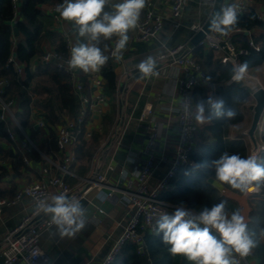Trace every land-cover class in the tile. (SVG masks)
Segmentation results:
<instances>
[{
  "label": "built area",
  "instance_id": "2783aa9c",
  "mask_svg": "<svg viewBox=\"0 0 264 264\" xmlns=\"http://www.w3.org/2000/svg\"><path fill=\"white\" fill-rule=\"evenodd\" d=\"M191 1L148 0L138 27L133 30L136 43L156 47L157 52L153 57L157 64L175 67L180 71V76L175 80L179 101L177 103L170 102L169 105L160 109L164 118L154 116L150 105L143 107L138 120L143 125L145 142L139 152L140 159L136 162L137 167L128 178L122 179L112 186H107V180L108 173L113 171V166L109 162L102 169L104 164H101V159H106L111 150L117 149L122 144V134L125 128V118L122 117L123 105L121 113L117 112L118 117L107 138L100 140L99 149L91 160V167L87 176L80 179L72 167L77 165L74 152L75 137L80 132L87 112L90 113V118L85 125L84 135L86 139H89L93 131L101 132V119L107 110L108 99L101 91L102 81L99 72L90 74L88 81L94 92L87 96L82 92V85L76 73L67 70L66 61L70 56V48L74 44L69 31L63 30L61 33L68 51L66 57L58 54L49 43L45 42L42 45L41 61L43 63H52L57 68L72 72V85L79 103V112L75 119H65L62 124L53 128L56 160L38 151L33 141L17 122L15 114L18 112V100L9 102L3 100L2 95L5 92L7 82L0 79V110L2 112L0 120L7 122L5 132L9 141L18 146L25 167H31L33 151L37 152L44 160L39 169L40 178L38 180L22 185L12 197H0V222H2L5 210L16 207L25 199L30 202V209L14 225L4 227L2 223L4 227V231L0 235L2 264H54L42 250L40 242L43 236L52 233L55 225L51 222L50 216L38 210V205L44 201L50 203L53 195L66 193L81 201L87 199V194L95 188L97 189L96 196L101 202H116L125 210L122 232L115 239L106 256L101 260H96L91 256L82 264H111L126 242L140 248L144 232H155L156 220L162 213L168 212L167 208H173L162 200L161 195L180 169L187 164L190 154L197 148L199 127L195 122L192 95L194 88H209V83L205 73L194 60L192 50L187 47L186 43L175 45L168 43L164 36L165 18L159 12L158 7L168 9L172 33L184 29L193 35L201 29L212 7L213 0H196L194 21L187 25L184 22V12ZM231 2L238 6V14L242 13L246 7L252 6L249 0H231ZM12 3L14 10H17V0H12ZM55 9L51 7V19L55 24L61 25L63 20L59 19V14ZM230 37L231 33L228 36H221L212 31L199 42L198 46L211 51L222 64H229L233 69L234 66L242 64L238 55L245 54V52L236 51L230 42ZM115 39L114 37L108 55L117 64L121 63L122 59L117 61L111 57V49L114 47ZM14 67L17 73L23 74L21 66L15 64ZM244 78H249L247 72ZM117 93H120L119 87H117ZM95 118L98 119L96 124L93 122ZM164 124L175 131V136L170 143L162 140L161 131ZM34 125L37 129L47 133L48 137V124L43 118H36ZM261 151H264L263 144L256 147L252 154L257 155L258 158ZM160 164L164 167L162 176L151 186L148 181ZM67 178L76 179L80 184L71 186L67 182ZM105 188L107 192H103ZM116 193L119 194L118 197L115 196ZM88 207L92 210L89 215V222L94 226L103 224L107 217L105 208L94 203L92 199H88ZM249 257L250 255L245 258H236L240 259V264H251Z\"/></svg>",
  "mask_w": 264,
  "mask_h": 264
},
{
  "label": "trees",
  "instance_id": "16d2710c",
  "mask_svg": "<svg viewBox=\"0 0 264 264\" xmlns=\"http://www.w3.org/2000/svg\"><path fill=\"white\" fill-rule=\"evenodd\" d=\"M249 1L253 7H246L238 14L239 23L230 37L234 49L245 52L238 56L242 63H247V72L264 64V0ZM60 3L62 0H17V10H14L12 0H0V79L7 82L2 98L6 102L18 100L15 119L24 130L28 128L31 131V139L34 140L35 136L33 129L35 119L41 117L45 120L48 124V137L37 144L40 152L55 160L57 157L54 155L56 145L53 128L62 124L65 119H75L79 112L78 98L72 85V72H66L52 63L41 61L42 45L45 42L49 43L58 54L64 57L68 55L64 38L54 30L51 16L39 8L42 5L56 8ZM67 23L74 44L78 39L86 42L78 37L74 25L71 22ZM244 31L249 35H243ZM112 41H101L100 47L104 48L107 45L106 55L109 53ZM143 44L137 43L136 46L142 49ZM153 48L156 53V47ZM191 53L209 83V88L196 87L193 90L194 117H196V104L202 99L206 100L208 96L223 99L225 108L235 110L238 115L235 119L214 117L211 120L206 119L200 127L197 125L199 127L197 148L190 154L187 164L169 183L161 198L173 207L167 208L168 213H171L180 202H184L185 207L198 212L202 207H211L224 201L226 211L230 214L240 207L210 182V179L216 182L210 162L225 151L229 154L239 153L241 156H248V146L244 139L242 137L229 139L228 133L231 126L244 120L242 107L249 101L251 91L243 81L234 80L232 67L229 64H222L211 51L197 46ZM15 64L21 66L22 75L17 73ZM115 68L116 63L109 59L99 72L102 81L101 91L108 99L107 111L101 119V132L93 131L89 139L85 138V125L90 118V113L87 112L80 132L75 137L74 152L77 165L72 167L79 178H85L89 173L91 160L99 149L100 139L107 138L117 118L119 94ZM90 74L82 71L76 73L82 85V92L87 96L94 92L88 81ZM208 115L206 109L205 116ZM6 125L5 120H0V139L11 143L5 132ZM18 137L21 138L20 135ZM260 140L264 145V126ZM31 155L35 161L44 163L37 152L33 151ZM258 159L259 162L264 163V151L259 153ZM4 161L9 162L8 167L2 165ZM197 165L203 166L197 167ZM24 168L27 169L19 151L11 156L10 150L0 148V183L10 178L8 181L10 187L7 190L0 189V197L13 196L16 189L13 180L23 176ZM66 180L71 186L78 183V180L73 178ZM222 188L242 194L226 185ZM250 198L252 199L248 202L251 208L248 227L250 232L256 234L254 239L260 242L250 254L249 261L251 264H264V237L261 236V230L264 229V188L251 194ZM81 205L84 207L83 202ZM116 235L118 233L107 239L94 257L96 260L106 256L117 238ZM81 251L85 253V250ZM183 260L188 263L184 257H172L167 252V246L162 244L160 236L155 231L144 232L140 248L126 242L111 264H180ZM0 264H2L1 258Z\"/></svg>",
  "mask_w": 264,
  "mask_h": 264
},
{
  "label": "clouds",
  "instance_id": "9594fccd",
  "mask_svg": "<svg viewBox=\"0 0 264 264\" xmlns=\"http://www.w3.org/2000/svg\"><path fill=\"white\" fill-rule=\"evenodd\" d=\"M147 3L148 0H119L118 3H112V0H62L55 9L59 19L71 22L78 37L86 41L78 39L71 46L67 70L100 72L110 59L105 54L107 45L100 47L101 41H112L114 37L111 57L117 61L122 59L130 39L129 32L138 27ZM238 12V6L231 0H221L220 7L214 8L209 18L210 30L228 36L239 23ZM136 67L145 77L154 75L156 59L148 56ZM247 71L246 62L234 66V80L244 79ZM237 115L235 110L225 108L223 99L212 96L196 104L195 119L200 123L214 117L235 119ZM210 164L219 187L226 185L242 194L264 188V163L259 162L255 154L244 157L225 151ZM38 210L51 217L61 236H74L87 225L80 201L66 193L53 195L50 203L41 202ZM155 231L172 257H184L189 264H240L236 257H248L260 242L254 239L256 234L249 231L242 211L236 208L229 214L224 201L202 207L198 212L180 202L171 213L164 212L159 216ZM261 236L264 237V229Z\"/></svg>",
  "mask_w": 264,
  "mask_h": 264
},
{
  "label": "crops",
  "instance_id": "0c3cea01",
  "mask_svg": "<svg viewBox=\"0 0 264 264\" xmlns=\"http://www.w3.org/2000/svg\"><path fill=\"white\" fill-rule=\"evenodd\" d=\"M118 2L119 0H112V3ZM195 2L196 0H192L184 12V22L187 25L194 21V17L196 14ZM39 8L43 12L50 15L51 6L42 5ZM158 8L159 12L165 18L164 36L168 40V43L170 45L187 43L192 35L184 29H180L179 31L172 33L168 9L165 7ZM51 23L54 30H56L60 34L63 30L69 31L68 23L64 20L61 25L55 24L53 21ZM129 36L130 39L127 45V49L123 52L122 62L117 63L115 68L118 87L119 89L122 88V91L119 93L118 102L122 101L123 103L122 117L125 118V128L122 134V144L117 149L111 150L106 159H101V164H104L102 169H104V167L109 162L113 166V171L108 173L107 186H112L116 182L128 178L137 167L136 162H138L140 159L139 152L141 150L142 144H144L145 142L143 125L138 120L143 107L145 105H150L152 107L154 116H156L157 118H164V114L160 112V109L169 105L170 102L177 103L179 101L175 80L180 76V71L175 67H166L164 65L157 64L156 74L148 77L140 74L136 66L148 56L153 57L155 51L153 46L148 44H143L142 49H138L136 46L137 43L134 41L133 30L129 32ZM262 66H264V64L253 69L252 71L254 72L256 69H259ZM243 83L245 86H247L244 80ZM94 120L95 121L93 122H95L96 124V122H98V119L95 118ZM259 126L260 127L257 130L258 132L256 131L255 133L256 147L262 145L260 136L263 132L264 117L262 118ZM245 127V120L231 126L229 129L228 138L235 139L238 137H242L248 146V155H250L254 152L255 149L249 139L245 137ZM33 129L35 133L34 140L31 139V131L28 128L25 129L26 134L31 140L37 143H41L46 139L47 133L37 129L35 125H33ZM161 132L163 135L162 140L167 143H170L175 136V131L172 128L168 127L166 124H164ZM0 148H2L3 150H10L11 156L19 151L18 146L15 143H9L8 141L1 139ZM31 161V167H26L27 169L24 168L25 170L23 169V176L20 177L21 180L19 181V178L13 180V183L16 187L15 191L22 185L38 180L40 178L39 169L43 165V163L40 161H35L32 155ZM2 165L8 167L9 162L4 161ZM158 169L163 171L164 167L159 166ZM210 182H212V184L217 187L225 197L238 203L242 214L246 216V219L248 221V215L251 211L248 202L249 199H252L250 197L253 193L239 195L217 186V183L211 179ZM2 184L4 186L0 189L7 190V185H9L8 182H5L4 179ZM79 184L80 182L78 183V185ZM103 192H107V189L105 188ZM96 195L97 189L93 188L87 194V199L80 201V203H84L83 208L85 209L86 213L87 225L82 230L87 234V237H83V239L73 240L74 237L70 238L68 236H61L60 231L56 227V225L54 226L51 234L42 237L40 242L41 248L50 257L54 264H82L91 256L96 257L107 239L113 235V233L107 236L105 234L103 235L104 237L101 235V229L106 228V222L110 221L116 223V220H119L121 223H123L122 221L125 210L116 202H101ZM118 195V193L115 194V196L117 197ZM88 199H92L94 203L102 205L107 211V217L104 219L103 224H101L100 226H94L89 222V215L91 214L92 210L90 209V207H88ZM29 209L30 202L25 199L16 207L5 210L2 222H0V235L3 233L4 227H11L12 225H14ZM120 222L116 223V227H114L113 230L120 227ZM2 223L4 224V227ZM81 250H85V253H83ZM180 264H189V262L185 263V261L183 260L180 261Z\"/></svg>",
  "mask_w": 264,
  "mask_h": 264
},
{
  "label": "water",
  "instance_id": "95a60500",
  "mask_svg": "<svg viewBox=\"0 0 264 264\" xmlns=\"http://www.w3.org/2000/svg\"><path fill=\"white\" fill-rule=\"evenodd\" d=\"M221 0H213L212 7L209 11V13L206 16V19L204 23L201 26V29L194 33L191 38L187 41L186 45L190 50H193L196 48L199 44L200 41L204 39V37L208 34H210L212 31L209 28V18L215 9H218L220 7ZM243 35L248 36L249 33L247 31L243 32ZM14 57V54L12 55ZM77 73V71H75ZM122 91V88L120 89V92ZM253 100H254V105L252 106V117L250 121V126L247 130V136L250 140V142L253 144L254 149H256V140H255V133L259 128L260 122L262 118L264 117V89L263 88H258L256 89L252 94H251ZM122 101L118 102V113H121L122 110ZM1 110H0V115H1ZM159 166H162L161 164ZM162 176V171L159 169H156L151 178L149 179V183L151 186H153L158 179H160ZM257 191L251 192V193H256Z\"/></svg>",
  "mask_w": 264,
  "mask_h": 264
},
{
  "label": "rangeland",
  "instance_id": "374dc122",
  "mask_svg": "<svg viewBox=\"0 0 264 264\" xmlns=\"http://www.w3.org/2000/svg\"><path fill=\"white\" fill-rule=\"evenodd\" d=\"M247 73L249 75V78H244L243 80H244V82H246L245 83L247 85L246 87H248L250 89L251 94L258 88H263L264 89V66L260 67L259 69H256L254 72L253 71H249ZM251 94H250L249 101L242 107V113L244 114V120H245V126H246L245 127L246 129H245L244 132L246 133L245 137H247V139H249L248 136H247V130H248L249 126H250V121H251V117H252V106L254 105V100H253ZM196 122H197V125L200 127L201 123L198 122V121H196ZM33 143H34L36 149L38 151H40L39 148H38L37 142L33 141ZM90 167H91V164H90ZM9 180H10V178H6L5 182H8ZM18 180L20 181L21 178H19ZM3 186L4 185L2 183H0V188H3ZM7 186H8V188L10 187V185H7ZM117 222H120V221L116 220V223ZM116 223L107 221L106 224H105L106 228H104V229L102 228L101 229V233H102L101 235L103 236V235L106 234V236H107V235H110L111 233H113V235L118 233V235H116L118 237L121 234V232H122L123 223L120 222V227H118L115 230H113L114 227H116ZM83 237H87V234L83 230H81V232L79 231L78 233H76L74 235V239L73 240H75V239H83Z\"/></svg>",
  "mask_w": 264,
  "mask_h": 264
}]
</instances>
